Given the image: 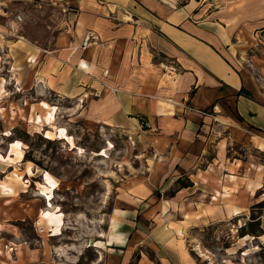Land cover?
I'll return each instance as SVG.
<instances>
[{
    "label": "rangeland",
    "instance_id": "obj_1",
    "mask_svg": "<svg viewBox=\"0 0 264 264\" xmlns=\"http://www.w3.org/2000/svg\"><path fill=\"white\" fill-rule=\"evenodd\" d=\"M15 26L0 36V264H162L165 245L180 239L202 264H264V234L240 231L254 216L264 230V209L253 207L264 200V25L242 24L230 45L241 93L263 115L247 118L228 98L202 111L206 120L181 124L144 113L115 123V86L99 72L70 91L52 89L30 75L38 61L20 66L10 55ZM43 101L58 108L56 124L74 146L47 138L48 127L31 120L45 114ZM166 102L159 114L175 116ZM45 171L59 182L58 236L40 218ZM197 242L210 259L195 250Z\"/></svg>",
    "mask_w": 264,
    "mask_h": 264
},
{
    "label": "crops",
    "instance_id": "obj_2",
    "mask_svg": "<svg viewBox=\"0 0 264 264\" xmlns=\"http://www.w3.org/2000/svg\"><path fill=\"white\" fill-rule=\"evenodd\" d=\"M244 23L264 25V0H0V36L17 26L16 37L6 36L17 43L12 57L20 66L38 61L30 75L60 92L77 88L83 76H107L116 88L115 123L131 113L203 121L202 111L228 98L245 117L260 118L232 62L230 45ZM168 100L175 116L159 114ZM186 106L194 111L184 114ZM160 261L202 264L169 243Z\"/></svg>",
    "mask_w": 264,
    "mask_h": 264
},
{
    "label": "bare ground",
    "instance_id": "obj_3",
    "mask_svg": "<svg viewBox=\"0 0 264 264\" xmlns=\"http://www.w3.org/2000/svg\"><path fill=\"white\" fill-rule=\"evenodd\" d=\"M0 45H3V41H0ZM10 55L13 56L14 52L12 49V46L10 48ZM1 60V57H0ZM32 60V59H31ZM35 62V60H32ZM85 68L88 67L85 65ZM14 71L18 72L17 67H14ZM16 75V81H18V74L15 73ZM114 92H116V88H112ZM171 103L173 101L168 100ZM173 104V103H172ZM42 106L45 108V114L44 115H36L32 117V121L39 126V129H41L43 126H47L48 129H42L45 133V136L49 139H67L71 143V145H75L74 138L69 134L68 129L64 126H58L56 124V114H57V107L50 105L48 102L43 101ZM261 145V149L264 150V142H259ZM17 147L19 145H22L20 142L16 143ZM112 147V145H111ZM79 153H83V148H78ZM107 149H104L102 152L103 154H107ZM19 157L22 159L24 154L21 146V151L18 152ZM31 171V169H29ZM43 182L39 183V190L41 195H43L46 198L47 205L44 209H42L40 218L41 220L45 221L47 224V230L48 234L51 236H58L62 233V228L64 225V214L60 207L55 205L53 203V200L55 198V193L56 190L59 188V182L57 179L48 171H45L43 174ZM4 188L8 190L9 192H13L12 187H8L4 185ZM8 194V193H7ZM242 211L240 209H235L234 210V215H240ZM180 233H183V231H179ZM179 246L184 250L187 251V246L185 245V242L183 239L179 240ZM195 250L198 251V253L205 257L206 259H210V256L208 255V252H205L202 248V246L197 242L194 245ZM141 264H146V260H144Z\"/></svg>",
    "mask_w": 264,
    "mask_h": 264
},
{
    "label": "trees",
    "instance_id": "obj_4",
    "mask_svg": "<svg viewBox=\"0 0 264 264\" xmlns=\"http://www.w3.org/2000/svg\"><path fill=\"white\" fill-rule=\"evenodd\" d=\"M184 187V186H182ZM254 208H259V209H264V200L258 202L255 206H253ZM253 215H256L255 212H253ZM261 223V218L260 217H257V216H254L252 221L249 223V224H246L244 226L241 227V233H242V236H245L247 234H253L254 236H257L259 235L258 232H261V235L264 234V230L263 228H258L257 226L260 225ZM246 228H249L251 231V233L249 231H246ZM137 259L140 260V257L137 256ZM135 264H138V262L136 261Z\"/></svg>",
    "mask_w": 264,
    "mask_h": 264
},
{
    "label": "built area",
    "instance_id": "obj_5",
    "mask_svg": "<svg viewBox=\"0 0 264 264\" xmlns=\"http://www.w3.org/2000/svg\"><path fill=\"white\" fill-rule=\"evenodd\" d=\"M16 18H17V22H21L23 20V16L21 14H18ZM89 40H90V37L85 38V40H84V42L82 44V46L84 48H86L88 46Z\"/></svg>",
    "mask_w": 264,
    "mask_h": 264
}]
</instances>
